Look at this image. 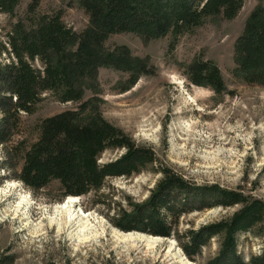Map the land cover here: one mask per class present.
<instances>
[{"label":"trees","instance_id":"16d2710c","mask_svg":"<svg viewBox=\"0 0 264 264\" xmlns=\"http://www.w3.org/2000/svg\"><path fill=\"white\" fill-rule=\"evenodd\" d=\"M20 1L0 0V14L12 17ZM67 1L86 15L83 31L77 33L68 27L61 11L38 13L40 0H30L23 18L26 24L15 22L5 36H0V58L5 60L0 62V170L11 171L12 178L33 194L57 184L60 194L50 198L52 202L93 193V205L112 210L106 219L114 229L174 238L189 260L200 257L203 249L217 240V253L205 264H264V247L247 260L238 252V237L256 235L255 230L264 225L263 202L238 191L190 184L158 163L151 148L136 144L106 121L96 99L84 100V85L95 79L99 68L131 73L122 92L138 80L141 61L127 58L119 47L105 49L110 37L132 34L149 40L168 39L171 50L181 37L210 19L233 20L244 0ZM239 43L242 70L264 88V6L250 13ZM186 77L191 84L208 87L217 95L226 92L221 73L212 62L193 63ZM45 94L74 108L40 120L33 142L21 139L10 146L22 129L21 116L32 115ZM107 150L121 153L100 164ZM14 158L21 162L19 170L11 164ZM148 167H153L159 179L143 202L127 198L114 208L115 204L111 207L109 199L99 195L108 180L130 178ZM234 206L239 209L228 218L186 230L182 235L176 232L184 215ZM12 262V257L0 256V264Z\"/></svg>","mask_w":264,"mask_h":264},{"label":"rangeland","instance_id":"374dc122","mask_svg":"<svg viewBox=\"0 0 264 264\" xmlns=\"http://www.w3.org/2000/svg\"><path fill=\"white\" fill-rule=\"evenodd\" d=\"M29 2L21 0L12 17L0 14L1 37L11 24L18 21L26 24L23 18ZM263 6L264 0H244L233 20L210 19L181 37L171 50L168 39L149 40L132 34L110 37L105 49L119 47L127 58L141 61L138 80L122 92L131 73L112 67L99 68L95 79L84 85V100L96 99L106 121L136 144L151 148L158 163L168 166L190 184L238 191L264 203V88L248 79L238 52L250 13ZM57 11H61L62 21L75 32L87 26L86 15L75 3L40 0L38 13ZM199 61L217 66L226 92L217 95L208 87L190 83L186 73ZM0 62L5 60L0 58ZM73 108L71 103L57 102L45 94L32 115L21 116L22 129L10 146L21 139L33 142L40 120ZM120 153L107 150L99 163L110 162ZM11 164L17 170L21 166L16 158ZM152 169L148 167L130 178L108 180L99 195L108 198L111 207L115 204L114 208L123 205L127 198L141 203L159 179ZM12 176L11 171L0 170V190L5 192L0 198V256L12 257L11 264H167L164 238L152 249L140 253L119 244L111 231L114 227L106 219L112 210L107 212L106 208L93 205L96 198L93 193L75 198L73 204L76 212L86 214L90 232L97 238L76 247L67 232L58 234L54 227L47 226L53 206L65 199L50 201L60 194L57 184L33 194ZM22 198H26L28 207L21 211V218L14 216L12 210ZM238 209V206L214 207L192 212L180 218L176 232L182 235L186 230L228 218ZM41 224V229L33 232ZM254 233L238 237V252L245 260L260 254L264 247V225ZM217 244V240L211 241L194 260L184 257L190 264H205L216 255Z\"/></svg>","mask_w":264,"mask_h":264},{"label":"bare ground","instance_id":"6f19581e","mask_svg":"<svg viewBox=\"0 0 264 264\" xmlns=\"http://www.w3.org/2000/svg\"><path fill=\"white\" fill-rule=\"evenodd\" d=\"M4 190H0V198L4 195ZM73 197L66 198L63 202L55 204L51 210L50 215L47 217V226L54 227L58 234L67 232L68 239L76 247H80L85 243L90 242L97 238L96 234L90 232V224L88 217L85 213L80 211L76 212L74 210V200ZM28 201L26 198H22L15 205L14 210H12L14 216L22 218V210H25L28 206ZM27 218H25L26 220ZM42 224L38 228H34L33 232L41 229ZM27 228V227H26ZM73 229V230H72ZM112 233L115 236L117 242L121 245H126L135 249L139 253L152 249L159 243L161 239L159 237L145 236L144 234L139 233H122L118 230L111 229ZM57 234V235H58ZM167 252L165 255L167 264H190L186 261V258L183 256L181 250L178 248L176 243L172 239H168Z\"/></svg>","mask_w":264,"mask_h":264},{"label":"water","instance_id":"95a60500","mask_svg":"<svg viewBox=\"0 0 264 264\" xmlns=\"http://www.w3.org/2000/svg\"><path fill=\"white\" fill-rule=\"evenodd\" d=\"M116 229V228H115ZM116 230H118V229H116ZM121 232V231H120ZM134 233H138V232H134ZM142 234V233H141ZM148 236H150V235H148ZM160 238V237H159ZM165 239V238H164ZM172 239V238H171ZM166 241L167 242H170V241H168V239H166ZM174 241V240H173ZM175 242V241H174ZM181 250V249H180Z\"/></svg>","mask_w":264,"mask_h":264}]
</instances>
